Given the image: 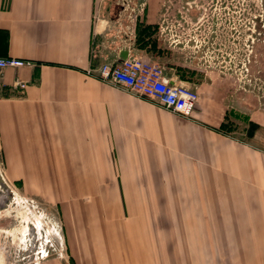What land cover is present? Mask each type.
I'll list each match as a JSON object with an SVG mask.
<instances>
[{"label":"crops","instance_id":"0c3cea01","mask_svg":"<svg viewBox=\"0 0 264 264\" xmlns=\"http://www.w3.org/2000/svg\"><path fill=\"white\" fill-rule=\"evenodd\" d=\"M103 1L0 0V58L32 63L0 76L3 175L55 210L70 264H264V148L224 129L220 73L191 84L190 118L99 81L103 63L167 53Z\"/></svg>","mask_w":264,"mask_h":264},{"label":"rangeland","instance_id":"374dc122","mask_svg":"<svg viewBox=\"0 0 264 264\" xmlns=\"http://www.w3.org/2000/svg\"><path fill=\"white\" fill-rule=\"evenodd\" d=\"M122 11L124 31L135 30L136 35V30L147 29V42L167 51L159 55L148 50L158 65L180 67L178 75L190 85L202 82L206 72L220 73L230 110L224 129H234L232 136L264 148V129L249 121L251 111L264 114V0L103 1L105 16L114 18ZM174 45L180 50H170ZM3 198L0 264H32L39 251L48 254V261H69L55 210L20 192L0 166Z\"/></svg>","mask_w":264,"mask_h":264},{"label":"built area","instance_id":"2783aa9c","mask_svg":"<svg viewBox=\"0 0 264 264\" xmlns=\"http://www.w3.org/2000/svg\"><path fill=\"white\" fill-rule=\"evenodd\" d=\"M30 66L32 63L29 61L0 58V76L6 68ZM88 74L103 83L121 87L137 97L147 99L181 118L191 117L198 100L193 85L173 82L164 75L160 65L139 57L103 63ZM19 87L24 89L25 85L20 84Z\"/></svg>","mask_w":264,"mask_h":264},{"label":"trees","instance_id":"16d2710c","mask_svg":"<svg viewBox=\"0 0 264 264\" xmlns=\"http://www.w3.org/2000/svg\"><path fill=\"white\" fill-rule=\"evenodd\" d=\"M147 28H149V26H148ZM146 30H147V29H145V32H146ZM250 124H251L254 128H255V127L258 128V127H257L258 125H256L255 123H251V122H250ZM224 127H225V125H224ZM222 128H223V126H222Z\"/></svg>","mask_w":264,"mask_h":264},{"label":"flooded vegetation","instance_id":"af4514ba","mask_svg":"<svg viewBox=\"0 0 264 264\" xmlns=\"http://www.w3.org/2000/svg\"><path fill=\"white\" fill-rule=\"evenodd\" d=\"M3 199H4V198H3ZM5 202H6V199H4V200H0V207L2 206L3 203L5 204Z\"/></svg>","mask_w":264,"mask_h":264}]
</instances>
